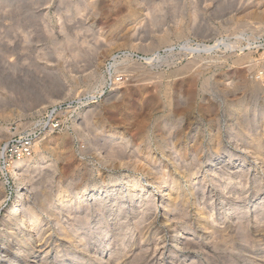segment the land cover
Wrapping results in <instances>:
<instances>
[{
    "label": "rangeland",
    "instance_id": "obj_1",
    "mask_svg": "<svg viewBox=\"0 0 264 264\" xmlns=\"http://www.w3.org/2000/svg\"><path fill=\"white\" fill-rule=\"evenodd\" d=\"M5 62L22 80L15 76L19 83L0 86V128L11 135L37 121L61 123L40 142L45 159L23 172L19 187L27 204L38 209L41 198H55L60 186L75 193L135 177L144 191L130 198L120 190L125 206L111 201V212L101 217L109 226L128 224L120 227L131 240L122 264H264V166L242 146L246 137L230 135L245 118L242 127L256 129L264 144V0H0V65ZM238 108L244 112L237 121ZM10 135L0 136V146ZM167 143L186 149L179 162L188 160L198 171L191 184L181 178L191 188L182 190L190 202L185 215L170 219L171 227L159 201L146 204L161 183H148L141 173L147 159L157 157L174 171V161L160 155L161 147L175 155ZM136 146L134 162L130 150ZM222 172L229 175L219 177ZM8 176L0 174V216L14 197L16 184ZM197 208L212 209L210 235ZM37 211L39 226L47 228L32 233L44 237L34 244L49 250L44 264H57L56 252L72 247L55 231L53 216ZM71 215L67 210L58 218ZM99 218L95 213L92 224ZM103 225H93L92 238L87 228L79 230L73 243L79 259L64 264H86L89 254L94 264L106 262L113 250L106 240L114 236ZM140 233L147 236L142 244ZM4 240L9 236L0 228ZM146 245V253L139 250ZM154 249L163 257L153 260Z\"/></svg>",
    "mask_w": 264,
    "mask_h": 264
},
{
    "label": "bare ground",
    "instance_id": "obj_2",
    "mask_svg": "<svg viewBox=\"0 0 264 264\" xmlns=\"http://www.w3.org/2000/svg\"><path fill=\"white\" fill-rule=\"evenodd\" d=\"M193 48H189V49L192 51L196 49L195 47H193ZM206 49H204V50H206ZM196 50H198V49H196ZM3 62H4V60H3ZM6 62H5V64L3 63L4 65H0V86L1 87H5L9 81H11V82L13 81L12 83L9 82L13 86L14 82L17 81L16 78H14L16 75L13 76L15 73V69H13V68H15V66L13 64L6 63ZM12 69L14 72H12ZM16 77L18 78V76H16ZM18 79H20V78H18ZM20 80H22V78ZM20 80H19V82H20ZM240 111H241L240 108H238V109H235V112H233V113H235L234 116L236 117L237 121H238V115L240 113L244 112V111H242V112H240ZM241 118H243V117L241 116ZM241 120H243V119H241ZM244 120H245V118H244ZM244 120L241 122L236 121L237 123L234 126H231L230 135L232 137L240 136V135L246 137L245 139L243 138L244 139L243 141H241L242 146L245 149H249L251 147V153L255 156V159H259L261 164L264 166V144H263V141L261 140V137H259L260 133L255 132L256 129L255 130L244 129L242 127ZM9 135L10 134H8L7 132H4V130L0 128V136L8 137ZM40 142L35 144L33 156H29V157L21 159V160L13 161L9 165L7 172H6L7 175H9L13 179L14 183L16 184V187H15L14 197L12 200V205L9 206L8 208L4 209L2 215L0 216V228L7 230V235L9 236V240H7L6 242H5V240L0 242V264H44L43 259L49 258V250H46L45 248L39 249L38 247L40 245L39 246L36 245V244H38V242L40 243L42 241L41 239L43 236L39 237L36 235V237H39L40 239H35L34 236L32 238L33 232L35 234L39 235L40 233H43L45 231V228H47L44 226L43 227L39 226L42 221L40 220V216H39L38 211H37L38 209H42L45 212H48L51 216H53V218L56 220L55 224L57 225V227H56L57 230H55V231H57L59 234H61L65 238V240L69 243V245L72 247L68 251L60 249L56 252L55 262L57 264H64L69 260L73 261L74 259H79V255H76L78 245H76V247H73V243L79 234L78 231L87 228L88 233H89L88 236H90V238H92L91 236H92L93 232L91 231V229H92L94 224L96 225V223L99 224V229L104 224L103 227H107V230H108V233H106V234H108V235L112 234V236H114L113 241L111 240V238H108L106 240L109 242V245H107L109 247L108 251L113 249L109 253V259L111 257L113 258V256H114L115 259L112 260L113 264L115 263V261H116L115 264H117L118 262H120V264H122L123 262L125 263V261H127L126 257H125L126 248L129 246L131 240H129V238H128V241H125V237L127 236V233L120 230V227L127 226L128 224H124L122 222L117 221L116 223L109 226L108 222H106L107 219L101 218V217H103V215H104L103 213L105 211H110L112 209V206L115 205V204H111V201H116L117 203L119 202L121 204V206H125L126 200L124 199V197H119L123 191L127 192L130 198H132V196H133V194H131V193H134L137 191L139 193H141L142 191H144L143 190L144 184L142 183L141 179H137L135 177L134 178H129V177L128 178H120V179L116 180L115 182L111 181V185L105 184L102 186L94 185L91 187H84V189L77 191L75 193L69 192V191L63 189L62 186H60L57 190L55 198L51 197L49 194H46V196L49 195V197L48 196L44 197L45 196L44 195L43 196L44 199L41 198L39 205H38L39 208L37 209V208L33 207L32 204H27L26 198L24 197L25 193H23L20 190L19 185L23 181V172L28 171L31 168H36L39 165V163L45 159V151L43 149L44 146ZM149 142L150 141H148V143ZM123 143H125V142H123ZM175 143H177V142H175ZM175 143H174V145H171L172 143L166 144L167 148H170L169 149L170 151L172 149L174 151L173 153H175V155H171L172 151L168 153L166 151L167 149L165 147L160 148L161 158H162V156H163V158L166 156V157H169V159L171 161H174V163L171 162L172 166L174 167V171L168 170L169 163L164 162L163 161L164 159L158 160L157 159L158 157L153 158V159H147V161H146L147 164L145 165L146 166L145 169L143 171L140 170L141 173L143 174V176L147 178L148 183L150 182V183L154 184V183H158V181H159V183H161V186H159V189H158V195H157V197L155 196L156 197L155 200H153L151 202L147 201L146 204L152 205L151 203H153L152 206H155L157 204V202L159 201V203L161 205V209H162L163 214H164V222L167 224L170 223V219L173 216H175V217L179 216V218H180L183 215H185V212L187 209V204L190 202L187 198V195H189V194L186 192H183V191L185 189V190H189L191 192V188H189V187L184 188L183 182L181 181V178L187 177L188 183L191 184L192 183L191 175L194 176L198 172L197 170L195 171V169H194V171L189 169L190 163H187L188 160L187 161L184 160L185 162L184 161L179 162V160H181L183 157L182 154H184L186 152V149H184L185 152L183 153L182 149L177 148ZM48 144L53 145L54 148L56 147V143L53 141H50ZM145 145H147V144L145 143ZM183 148H185V147H183ZM125 150H126V148H124V147L122 149H118V152H117L118 155L116 157H118V158L121 157L120 155H123ZM130 151L129 152L131 153V155L134 158V162H136V160L138 159L137 157H139V146L132 148V150H130ZM140 151H141V149H140ZM130 153H128V154H130ZM186 154L187 153H185V155ZM107 155H109V154H106V156ZM185 155H184V158H185ZM126 157H127V155H126ZM142 157H144V156H142ZM128 158H130V156ZM236 158L237 159L240 158L241 161H243V156H241V155L236 157ZM169 159H165V161L166 160L169 161ZM118 160L122 161L120 158ZM143 168H144V166H143ZM143 168L140 167V169H143ZM137 169H139V167ZM211 169H212V165L209 166V168L206 170V172H210ZM177 170H178V173L176 172ZM4 173H5V171L3 170L2 167H0V174L3 175ZM214 175L216 176L219 174L215 173ZM222 175H229V174L226 172H222L219 175V177ZM215 176L213 177V179H216ZM120 190H123V191H120ZM139 195H141V194H139ZM121 206L118 207V210L116 212L117 215H120L122 210H123V207H121ZM232 209H233L232 205H229L227 208V211H228L227 214H229L230 211H232ZM67 210L73 211V215H71V217L69 219L58 218V215L60 216L61 212H67ZM196 211H197L196 212L197 220L202 224L203 228H205V230H207L208 235H210V233H213V229L211 230V227H210L211 226L210 223L212 222V216H213L212 209H209V211H207V212H203L199 208H197ZM95 213H99L100 218L96 221V223L94 222V224H92L91 217ZM69 220H70V222H68ZM168 226L171 227L170 224ZM48 228H49V226H48ZM48 232H49V230H48ZM57 232H56V234H57ZM171 232L175 233V238L177 241L180 242L179 244L182 247L186 246V243L184 242V240L181 239L182 234L177 233L176 229H171ZM46 233H47V231H46ZM154 233L155 232H153V234ZM49 235H50V232H49ZM61 235H59V236H61ZM116 237H121V239L116 240L115 239ZM144 238L146 239L147 236L140 233L139 239H140L141 244H142V241ZM7 239H8V237H7ZM43 239H44V237H43ZM130 239H134V236L130 237ZM39 240H41V241H39ZM86 240L87 239H83V240L81 239V242H79V243L84 244V242ZM36 241H38V242L36 244H34ZM110 241H112V242H110ZM43 242L45 243L44 240H43ZM41 244H42V242H41ZM131 245H133V244H131ZM56 246L58 247L59 244H57ZM42 247H44V246L42 245ZM148 248H149V246L146 245L145 247L142 246L141 248H139V250L140 251L142 250V252L146 253L147 250H149ZM111 253H113V254H111ZM151 253H152L151 256H152L153 260H155L157 255H160L161 257H163V255H164L163 250L161 251V250H157V249H154ZM87 256L88 257L86 259H84L85 263L86 264H94V262L96 260L95 255L89 254ZM151 256L149 255V257H151ZM109 259L106 262H101L99 264H111ZM72 263H74V262H72ZM126 264H129V262H127ZM151 264H152V262H151ZM157 264H163V260L160 259L157 262Z\"/></svg>",
    "mask_w": 264,
    "mask_h": 264
},
{
    "label": "built area",
    "instance_id": "obj_3",
    "mask_svg": "<svg viewBox=\"0 0 264 264\" xmlns=\"http://www.w3.org/2000/svg\"><path fill=\"white\" fill-rule=\"evenodd\" d=\"M60 126L61 123L54 119L48 122L37 121L29 128L16 129L0 146V167L5 171L1 176L7 178V169L13 161L31 156L34 152L35 144L39 143L47 135L59 130Z\"/></svg>",
    "mask_w": 264,
    "mask_h": 264
}]
</instances>
